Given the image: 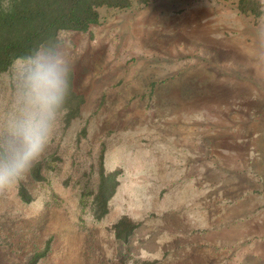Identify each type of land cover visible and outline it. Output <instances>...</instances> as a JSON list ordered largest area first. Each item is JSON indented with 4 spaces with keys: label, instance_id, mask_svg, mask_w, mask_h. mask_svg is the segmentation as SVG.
Returning a JSON list of instances; mask_svg holds the SVG:
<instances>
[{
    "label": "rangeland",
    "instance_id": "obj_1",
    "mask_svg": "<svg viewBox=\"0 0 264 264\" xmlns=\"http://www.w3.org/2000/svg\"><path fill=\"white\" fill-rule=\"evenodd\" d=\"M254 1L259 16L239 0L101 7L100 23L58 33L84 101L61 118L45 178L0 193V264H264V67L253 59L264 0ZM19 60L0 75V116ZM220 145L225 175L211 153ZM100 162L118 183L97 218L79 189H92Z\"/></svg>",
    "mask_w": 264,
    "mask_h": 264
},
{
    "label": "clouds",
    "instance_id": "obj_2",
    "mask_svg": "<svg viewBox=\"0 0 264 264\" xmlns=\"http://www.w3.org/2000/svg\"><path fill=\"white\" fill-rule=\"evenodd\" d=\"M253 59L264 67V23ZM74 63L60 42L41 44L15 67L13 107L0 116V193L24 180L41 161L67 111Z\"/></svg>",
    "mask_w": 264,
    "mask_h": 264
},
{
    "label": "trees",
    "instance_id": "obj_3",
    "mask_svg": "<svg viewBox=\"0 0 264 264\" xmlns=\"http://www.w3.org/2000/svg\"><path fill=\"white\" fill-rule=\"evenodd\" d=\"M151 0H0V75L7 71L16 59L29 55L41 44L58 42L61 30L85 31L101 22V7L127 9L133 5L142 6ZM254 0H239L238 7L243 13L251 12L256 16L262 14L255 6ZM252 7H251V6ZM84 99L71 87L67 102V111L62 116L65 121L75 117ZM47 154V153H46ZM45 156L33 168L29 176L34 180L45 178L42 166ZM97 179L92 189L80 186V199L91 192V210L99 218L107 212L108 200L117 186L116 172H106L100 162ZM23 201L30 200L27 187L21 182L18 187ZM134 224H131V227ZM119 234V233H118ZM128 235H123L125 238ZM41 254V253H40ZM36 254L34 257L39 256Z\"/></svg>",
    "mask_w": 264,
    "mask_h": 264
},
{
    "label": "crops",
    "instance_id": "obj_4",
    "mask_svg": "<svg viewBox=\"0 0 264 264\" xmlns=\"http://www.w3.org/2000/svg\"><path fill=\"white\" fill-rule=\"evenodd\" d=\"M223 140L222 142L225 143V136L223 135ZM211 153L212 155L219 157V162H217V165L220 166L222 169H220V172L225 175V147L220 145L217 148H213L211 149ZM196 162V161H195ZM213 162V161H212ZM214 163V162H213Z\"/></svg>",
    "mask_w": 264,
    "mask_h": 264
}]
</instances>
